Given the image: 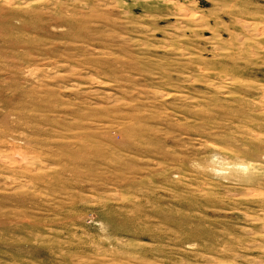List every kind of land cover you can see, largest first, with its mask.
Wrapping results in <instances>:
<instances>
[{
    "label": "rangeland",
    "instance_id": "obj_1",
    "mask_svg": "<svg viewBox=\"0 0 264 264\" xmlns=\"http://www.w3.org/2000/svg\"><path fill=\"white\" fill-rule=\"evenodd\" d=\"M0 264H264V0H0Z\"/></svg>",
    "mask_w": 264,
    "mask_h": 264
},
{
    "label": "clouds",
    "instance_id": "obj_2",
    "mask_svg": "<svg viewBox=\"0 0 264 264\" xmlns=\"http://www.w3.org/2000/svg\"><path fill=\"white\" fill-rule=\"evenodd\" d=\"M249 171H250V167L247 163H244L242 166H241V172L244 176H247L249 174Z\"/></svg>",
    "mask_w": 264,
    "mask_h": 264
}]
</instances>
